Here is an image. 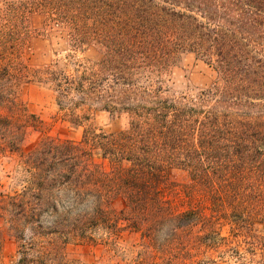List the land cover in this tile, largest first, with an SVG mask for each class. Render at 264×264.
I'll return each instance as SVG.
<instances>
[{"label":"trees","instance_id":"obj_1","mask_svg":"<svg viewBox=\"0 0 264 264\" xmlns=\"http://www.w3.org/2000/svg\"><path fill=\"white\" fill-rule=\"evenodd\" d=\"M30 14L63 34L66 69L20 59ZM92 45L97 59L77 56ZM183 52L215 73L194 94L166 85ZM32 77L79 140L21 151L42 126L15 94ZM94 110L126 115L125 128L94 127ZM13 154L22 187L0 190V218L16 250L0 264H68V244L111 249L125 230L134 264H264V0H0V159Z\"/></svg>","mask_w":264,"mask_h":264},{"label":"rangeland","instance_id":"obj_2","mask_svg":"<svg viewBox=\"0 0 264 264\" xmlns=\"http://www.w3.org/2000/svg\"><path fill=\"white\" fill-rule=\"evenodd\" d=\"M28 34L24 36V45L21 48L20 59L31 69L41 66L66 69L68 46L63 34L57 30H42L41 17L30 14L26 21ZM101 49L97 45L86 48L77 56L88 59H97ZM170 93L181 92L194 94L208 87L215 78L211 67L192 53H180L172 63L170 72L165 77ZM17 100L29 113L35 114L42 122L41 128H28L21 151H29L44 136L62 139L79 140L83 128L61 118L54 99L53 88L44 78H29L19 84L16 90ZM92 125L104 132H116L125 128L126 115L110 113L104 110H94ZM18 154L8 155L0 159V190L13 191L22 187L17 169ZM96 160H99L95 156ZM169 179L177 184L189 182L187 172L173 168L168 172ZM123 208L121 199H116L110 205L113 212ZM264 234V232H263ZM116 246L111 249L101 244H68L65 250L68 264H134L136 260L137 235L127 230L116 239ZM16 242L11 236L6 223L0 218V260L10 262L15 258ZM205 264H238L233 260L216 258ZM255 264V263H251Z\"/></svg>","mask_w":264,"mask_h":264}]
</instances>
